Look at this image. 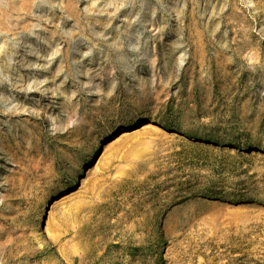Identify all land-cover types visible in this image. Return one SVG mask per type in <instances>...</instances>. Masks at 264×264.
Returning a JSON list of instances; mask_svg holds the SVG:
<instances>
[{
  "label": "rangeland",
  "instance_id": "374dc122",
  "mask_svg": "<svg viewBox=\"0 0 264 264\" xmlns=\"http://www.w3.org/2000/svg\"><path fill=\"white\" fill-rule=\"evenodd\" d=\"M18 11L29 30L0 34V264H264V0Z\"/></svg>",
  "mask_w": 264,
  "mask_h": 264
},
{
  "label": "bare ground",
  "instance_id": "6f19581e",
  "mask_svg": "<svg viewBox=\"0 0 264 264\" xmlns=\"http://www.w3.org/2000/svg\"><path fill=\"white\" fill-rule=\"evenodd\" d=\"M16 1V0H15ZM32 1L33 0H18L17 2H19L20 3V5H18V4H16L17 2H14V0H0V34H1V32L2 31H4V32H7V31H11V32H15V31H17V30H21V34H24V31L29 27V24H30V21H31V16L30 17H27L23 22H19V21H21V20H19V21H15V20H8L9 18H7V14H9L8 12L9 11H12V9H14V8H17L19 11L18 12H21V13H24V15H28V12L30 11V9L32 8ZM14 2V3H13ZM16 5H18V6H16ZM35 7H36V9L37 8H39V6L38 5H34ZM14 13H16V12H14ZM30 13V12H29ZM11 14V13H10ZM9 14V15H10ZM6 15V16H5ZM16 14H14V16H15ZM19 15V14H18ZM17 16V15H16ZM19 16H22L21 14L19 15ZM18 16V17H19ZM29 16V15H28ZM10 17V16H9ZM3 19V20H2ZM17 19V18H16ZM4 20H5V22H4ZM15 21V22H14ZM27 30H29V29H27ZM26 32V31H25ZM16 33V32H15ZM20 33V32H19ZM2 34H3V32H2ZM17 34H18V32H17ZM20 34V35H21ZM9 35V33L7 34V36ZM1 36V35H0ZM6 36V37H7ZM3 37H4V35H3ZM8 38V37H7ZM8 40V39H7ZM3 42L4 41H2V44H3ZM7 42V41H6ZM5 46H7V45H5V43L3 44V47L5 48ZM7 48V50H5V51H7V52H9V53H13L12 51H13V49H11L10 50V48H12V47H6ZM10 50V51H9ZM1 52L3 51V49H1L0 50ZM6 53V52H5ZM14 54H16V52H14ZM3 55V54H2ZM2 57V56H1ZM2 58H4V57H2ZM1 58V59H2ZM2 61H4V60H2ZM182 61H180L179 62V65H180V63H181ZM1 63H3V62H1ZM5 66V65H4ZM3 66V67H4ZM5 69V68H4ZM6 72V71H5ZM151 127V125L149 124V125H146V126H144V129H148V128H150ZM52 199V197L50 196V197H48V198H45L44 200H43V202H42V204H41V210H40V212H39V214H38V217H37V222H35V224H36V226H38V227H42V226H44L43 225V220H42V216H41V213L43 212V210L45 209V207L47 206V203L50 201Z\"/></svg>",
  "mask_w": 264,
  "mask_h": 264
}]
</instances>
